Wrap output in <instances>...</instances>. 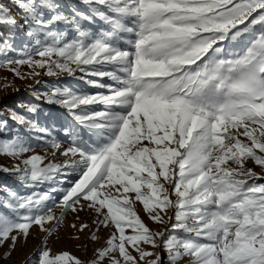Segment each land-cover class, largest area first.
<instances>
[{"label":"snow or ice","instance_id":"1","mask_svg":"<svg viewBox=\"0 0 264 264\" xmlns=\"http://www.w3.org/2000/svg\"><path fill=\"white\" fill-rule=\"evenodd\" d=\"M4 25L0 67L52 79L0 114L3 259L38 229L22 264H264V0H0ZM70 217L90 258L49 246Z\"/></svg>","mask_w":264,"mask_h":264},{"label":"rangeland","instance_id":"2","mask_svg":"<svg viewBox=\"0 0 264 264\" xmlns=\"http://www.w3.org/2000/svg\"><path fill=\"white\" fill-rule=\"evenodd\" d=\"M65 1L75 2V0H65ZM12 12L15 18L18 21H20L21 20L20 10L13 7ZM3 28H7V27H3ZM15 42H17L18 44L17 46H19L22 43V37L20 36V34H17V39L15 40ZM29 70L30 69L26 65L20 67V72L22 74L27 73ZM38 79L41 81H51L52 78H49L43 75L42 73L41 76L39 77H29V78L21 79L16 77L8 68L0 67V111H2L5 114L4 117H7L9 111L8 112L4 111V108H1L3 105H5L3 104V101H1V99H6L5 101H10L12 100L14 94H18V92H25L30 94L29 86L42 89L43 85L36 84V80ZM11 124L12 122L9 121V126ZM37 151H40V149H37ZM12 163H14L12 159L6 156H0V165L8 166L11 165ZM256 170L260 171L259 168H257ZM2 174L4 173H0V178H2ZM4 175L7 177V179L13 180V182L16 184L13 177L7 174ZM0 195H2V193H0ZM137 210L140 212V215L144 218L145 222L148 223L150 227H152L154 230H159V228L162 227L159 225H155L148 220V218L143 213L141 205L137 204ZM80 215H81V221L89 222V223L91 222L92 219L91 214L81 213ZM71 222H72V218L70 217L68 220H66L65 225L60 230L59 239H50L49 246L52 247L54 252L66 249L71 251L75 255L81 257L82 259L90 258L93 255L94 249L99 245L93 244L87 240V237L89 236V232L87 230L83 233H79L71 229L68 226ZM77 223H79V221ZM42 235L43 233H41L38 229H34L27 241V244H24L23 241H21L17 245V248L12 253L11 257L8 259L2 258L3 252L8 248V245L5 244L3 248H0V264H22L25 257L31 254L33 252V249L36 248V245L39 243V240L42 237ZM100 235L102 237L106 236L107 230H102ZM73 236H78L79 239H70V237ZM86 244L88 245L87 249H85L84 247Z\"/></svg>","mask_w":264,"mask_h":264},{"label":"trees","instance_id":"3","mask_svg":"<svg viewBox=\"0 0 264 264\" xmlns=\"http://www.w3.org/2000/svg\"><path fill=\"white\" fill-rule=\"evenodd\" d=\"M62 2L67 4L68 2H71V1L62 0ZM3 27H7V28H3ZM13 31H14V29H12L10 26H7V25L0 26V40H2L4 37L8 36L9 33L13 32ZM17 34H20V33L17 32ZM15 43H16V45H18L17 42H15ZM5 100L6 99H1V101H3V104H5L1 108H4V111L8 112L9 110H12V109L19 110L17 106L22 104V102L24 103V102L31 101L32 96L28 93H25V92H18V94H14L12 100H10V101H5ZM56 111H57L56 108L44 104V105H42V111L40 112L38 118L42 122H44L46 120L47 114H49V113L54 114ZM0 114H2L3 116L5 115L2 111H0ZM10 127L15 128V125L11 124ZM0 184H8L13 188H15L17 186L13 182V180L7 179V177L4 174H2V178H0Z\"/></svg>","mask_w":264,"mask_h":264}]
</instances>
